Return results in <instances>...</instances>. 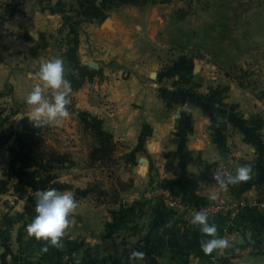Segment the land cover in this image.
Returning a JSON list of instances; mask_svg holds the SVG:
<instances>
[{
    "label": "crops",
    "instance_id": "obj_1",
    "mask_svg": "<svg viewBox=\"0 0 264 264\" xmlns=\"http://www.w3.org/2000/svg\"><path fill=\"white\" fill-rule=\"evenodd\" d=\"M149 2L0 0V264H264V98L208 55L192 57L187 84L173 85L178 73L161 84L156 69L174 65L155 21L167 3ZM54 57L65 79L74 65L94 76L71 86L68 117L35 128L25 97ZM71 106L111 140L105 159H90L99 137L84 144ZM32 134L44 140L42 155ZM247 164L251 178L227 190L214 178L221 166L234 174ZM46 170L59 174L42 181ZM48 189L72 191L77 203L59 247L26 231L36 192ZM222 197L208 222L229 246L206 255L207 237L167 200L206 207ZM134 251L143 258L130 259Z\"/></svg>",
    "mask_w": 264,
    "mask_h": 264
},
{
    "label": "rangeland",
    "instance_id": "obj_2",
    "mask_svg": "<svg viewBox=\"0 0 264 264\" xmlns=\"http://www.w3.org/2000/svg\"><path fill=\"white\" fill-rule=\"evenodd\" d=\"M153 2L167 3L158 11L159 17L155 21L160 26L158 37L165 43L162 51L164 59L174 63L172 66L165 63L156 69L161 71V84L169 85L176 73L178 83L175 82L173 85L187 84L184 76L191 72L192 57H196L200 62V59L208 55L212 56L215 65H221L226 74L240 85L262 94L264 0H150L149 3ZM173 56L175 58L170 61ZM74 72L73 67H68L66 77ZM68 81L72 85L73 82L70 79ZM74 85L73 83L72 86ZM70 113L71 118L79 123L78 115L72 106ZM82 118L89 124L92 122L88 115ZM81 123L76 125V132L83 137L84 144L89 147L91 146L89 144L94 142L92 134H95V131ZM48 152L52 154V151ZM81 153L82 156L77 155V158L84 161V152ZM67 160L60 158L54 162L60 165ZM42 173L44 177L39 179L47 182L53 181L59 174L57 171L55 174L53 170L51 173L47 170Z\"/></svg>",
    "mask_w": 264,
    "mask_h": 264
},
{
    "label": "clouds",
    "instance_id": "obj_3",
    "mask_svg": "<svg viewBox=\"0 0 264 264\" xmlns=\"http://www.w3.org/2000/svg\"><path fill=\"white\" fill-rule=\"evenodd\" d=\"M37 76L41 83L34 85L33 90L25 97V103L33 106L28 119L33 127L43 124H54L69 116L67 105L68 96L72 91L71 83L64 78V62L60 57L40 64ZM50 90V98H45V91ZM252 171L251 164L241 166L234 174L227 176L217 174L214 178L220 187L227 190L229 184L236 185L249 180ZM35 213L26 231L29 237L47 241L48 245L59 247L60 240L69 225L68 217L77 207L72 191H58L48 189L37 191L35 194ZM190 223L198 226L202 236L201 250L210 255L215 250H222L229 246V241L219 238L215 224L208 222L207 212H195ZM47 251V247L44 248ZM143 253L132 252L130 259H142Z\"/></svg>",
    "mask_w": 264,
    "mask_h": 264
},
{
    "label": "trees",
    "instance_id": "obj_4",
    "mask_svg": "<svg viewBox=\"0 0 264 264\" xmlns=\"http://www.w3.org/2000/svg\"><path fill=\"white\" fill-rule=\"evenodd\" d=\"M74 71H76L74 74H70L67 79L71 80L75 85L72 83V87L76 88L78 87L82 81L85 78H92L94 76V72L88 69L87 67L80 66V65H74L73 66ZM261 97L264 98V92L261 94ZM85 122V121H84ZM88 126L93 129V131L97 132V136L99 137V144L97 147H94L93 150L90 152V159L92 161H98L105 159V157L112 152L113 144L111 140L108 138V136L99 130L98 122L96 119H92V122ZM29 146L30 148L35 151L38 155L43 154V138L39 134H32L29 137ZM51 156V155H49ZM52 159L56 158L55 156L51 157ZM257 219L260 223L263 221V217H258Z\"/></svg>",
    "mask_w": 264,
    "mask_h": 264
},
{
    "label": "built area",
    "instance_id": "obj_5",
    "mask_svg": "<svg viewBox=\"0 0 264 264\" xmlns=\"http://www.w3.org/2000/svg\"><path fill=\"white\" fill-rule=\"evenodd\" d=\"M217 174L227 176L228 174H231V172L229 171L228 168L221 166L220 168L213 170V175L216 176ZM224 205H225L224 197L220 198L216 204H212L206 207H201L198 205H191V204H188L176 198L167 200V206L169 208H172L173 210L178 211V212L187 213L189 216H192L193 213L199 212V211L207 212V214L213 213V212H216L222 209Z\"/></svg>",
    "mask_w": 264,
    "mask_h": 264
},
{
    "label": "water",
    "instance_id": "obj_6",
    "mask_svg": "<svg viewBox=\"0 0 264 264\" xmlns=\"http://www.w3.org/2000/svg\"><path fill=\"white\" fill-rule=\"evenodd\" d=\"M169 245L172 246L173 245L172 242H169Z\"/></svg>",
    "mask_w": 264,
    "mask_h": 264
}]
</instances>
